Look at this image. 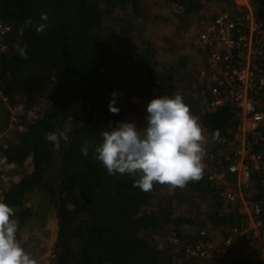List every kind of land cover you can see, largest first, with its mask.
I'll return each instance as SVG.
<instances>
[{
    "label": "trees",
    "instance_id": "16d2710c",
    "mask_svg": "<svg viewBox=\"0 0 264 264\" xmlns=\"http://www.w3.org/2000/svg\"><path fill=\"white\" fill-rule=\"evenodd\" d=\"M140 1L0 0V20L11 28L6 35L9 49L0 59L1 91L10 102L22 101L28 108H36L41 99L46 100L35 119L21 121L24 129L18 131L15 142L0 148V155L10 166L22 168L17 180L0 195V202L13 207L20 242L21 227L31 216L30 207L26 205L29 196L40 193L54 198L57 230L53 264H199L182 254L167 255V249L157 247L154 233L165 229L168 223L178 227L183 220L191 222L179 215L172 217L175 201L182 203L190 194L218 197L222 191L208 179V172L203 170L199 181H189L174 192L169 191L168 185L162 188L158 183H154L152 191L144 192L133 186L136 177L109 175L103 164L94 158L95 146L102 141L100 131L107 130L109 124L115 126L125 117L116 74L108 67L120 53L109 44L104 29L105 13L110 6L118 8L117 33L113 34L116 38L138 36L143 24L135 20L144 14ZM167 1L179 7L183 14L197 12L210 1L231 5V0ZM254 3L262 5L264 0ZM41 13L48 14L47 21H41ZM132 17L137 18L132 20ZM29 19L33 23L26 27ZM41 22L48 27L38 33L34 25ZM17 45H27V59L19 55ZM141 47L145 50L151 45L147 42ZM164 65V69L174 68L172 62ZM152 70L147 68L144 87L150 89L152 95H162L171 84L170 73L161 70L154 76ZM137 72L132 71L136 84L143 82ZM114 92L118 94L116 97L112 96ZM113 99L118 114L109 110ZM72 105L80 106L79 115L71 126L68 141L57 149L46 137L49 133L65 131ZM202 107L193 115L206 129L213 146L209 150L214 153L219 149L216 139L226 135L238 121L230 106L209 110ZM6 118L9 120L8 112ZM217 131L219 135L213 139ZM84 146L88 147L87 156L81 152ZM57 150L60 152L58 161ZM261 151L258 146L254 149V152ZM218 158L224 161L222 156L216 155ZM26 165L29 170H23ZM225 174L228 182L236 178L235 174ZM263 177V169L253 170L250 176V187L255 191L252 199L260 203L264 202ZM221 196L226 199L223 193ZM230 215L213 213L209 217L212 225L219 227L220 235L226 236L227 230L236 223ZM167 233L184 239L195 236V233H182L178 228ZM169 248L171 250V246Z\"/></svg>",
    "mask_w": 264,
    "mask_h": 264
},
{
    "label": "built area",
    "instance_id": "2783aa9c",
    "mask_svg": "<svg viewBox=\"0 0 264 264\" xmlns=\"http://www.w3.org/2000/svg\"><path fill=\"white\" fill-rule=\"evenodd\" d=\"M250 7L224 10L197 24L198 41L206 49L201 76L210 83L211 98L205 107L230 106L238 121L216 139L219 149L214 153L204 143V170L212 183L223 182L221 193L236 203L237 218L219 241L200 229L194 238L171 235L169 242L175 253L210 264H264V202L252 199L255 191L250 187L252 171H264V6ZM10 30L0 20V59L9 49L6 35ZM0 104L10 120L18 119L21 113L28 120L39 115L22 101L10 102L1 88ZM5 134L0 133V137ZM256 146L262 149L260 153L254 152ZM5 147L7 143L0 141V148ZM226 172L236 178L228 182ZM261 185L264 189V177Z\"/></svg>",
    "mask_w": 264,
    "mask_h": 264
},
{
    "label": "rangeland",
    "instance_id": "374dc122",
    "mask_svg": "<svg viewBox=\"0 0 264 264\" xmlns=\"http://www.w3.org/2000/svg\"><path fill=\"white\" fill-rule=\"evenodd\" d=\"M254 1L231 0V5H227L224 2L218 3L210 1L209 3H204L205 5L197 12L183 14L179 10V7L167 0H141L140 4L144 9V14L139 16V18L132 17L131 19L137 18L135 21L139 24L142 23L143 29H139L138 36L133 35L130 36V38H116L113 35L117 33L115 15L119 11L118 8H114L117 6H110L109 10L105 13L104 29L108 34L109 44L112 49L120 54L118 59L109 64L108 67L116 74L122 98L125 97L128 99V92H130V90L127 87L130 83L134 84L136 82V79L131 77L132 71L136 70L135 68L142 67L145 69V72H147V68L151 67L153 69V75L155 76L162 69L160 65H162L164 69L166 66L164 63L172 62L174 65L172 70H169V68L164 69V72L168 71L170 73L168 81L171 84L163 95L171 97L175 94H180L184 102L189 106L190 112L195 115L198 114L201 107L203 106L202 108H204L206 106L211 95L209 79L201 76L206 62V49L204 45L198 41L196 33L197 24L200 21L216 16L224 10L234 9L240 11L245 7H250V5L255 9L264 6V4H255ZM256 5L259 6L256 7ZM110 33L112 34L110 35ZM147 42L150 43L151 48L144 50L141 46H145ZM155 47L161 49L163 57L160 59L155 52V50H157ZM137 50L144 51L137 54ZM134 57L138 58L135 59V61L130 60V58L133 59ZM45 104L46 100L41 99L37 107L33 108V110L36 112H38V110L42 111ZM140 109L138 114L134 116L129 114V118H131L129 121L135 124L138 123L142 126V111L144 108H142L141 111ZM6 111L7 110H4L2 105H0V133H6L0 137V141L9 145L15 142L18 131L24 129L21 125V121L26 119V116L21 113L18 119L8 120V118H6V113L8 111ZM79 111V105H72L68 110L66 117V125H68V127H66L63 132L67 136L71 131V126L76 120V117L79 115ZM203 135L205 136V144L212 149L213 146L210 137L204 130ZM64 142L65 141L61 139L60 144L63 145ZM59 158L60 152L57 150L56 161H58ZM23 170H29V166L26 165ZM21 171L22 168L10 166L0 155V195L11 183L17 180ZM216 183L217 184L214 186L222 188L221 183L223 182L219 181ZM163 187L164 185H162V188ZM53 200L54 198L45 194L37 193L30 195L26 203V205L30 207L31 216L25 220L21 227L20 244L37 260V264H53V250L57 230V219ZM235 205V202H229L227 199H224L221 196V192L218 197L213 198H209L208 196L202 197L198 194H190L182 203H176L175 201L172 205L174 211L172 217L179 215L183 217L182 219H190L191 222L183 220L178 227L175 226L174 223H168L165 229H160L158 233H154L157 247L161 250H163V248L167 249V255L174 252L172 247L171 250L169 248V246H171L169 242L170 236L167 235V231L174 228H178L180 232L188 233V235L196 234L200 229H206L208 235H213L215 240L219 241L221 239L218 233L219 230H217L219 227L212 225L209 221V217L213 213H218L219 216L231 213L229 217L236 221L237 208H235ZM222 226L225 228L224 225ZM188 238L189 237L186 239ZM193 262H199V264H203V262L209 263V261L201 259H193Z\"/></svg>",
    "mask_w": 264,
    "mask_h": 264
},
{
    "label": "clouds",
    "instance_id": "9594fccd",
    "mask_svg": "<svg viewBox=\"0 0 264 264\" xmlns=\"http://www.w3.org/2000/svg\"><path fill=\"white\" fill-rule=\"evenodd\" d=\"M48 14L41 13V21H47ZM32 20L25 26L32 25ZM42 33L48 25H34ZM20 56L27 59V45H17ZM118 94L113 93L116 97ZM115 100L109 103V110L118 114ZM146 126L137 128L135 123L121 121L115 126L109 124L101 130V143L95 146L94 158L101 162L109 175L117 173L136 177L134 187L150 192L154 183L168 185L169 191L184 188L189 181H199L203 176V160L207 155L205 136L198 118L190 112L189 106L180 94L161 95L152 99L146 108ZM218 131L213 139L218 137ZM46 139L59 149L61 139L69 137L64 133H49ZM88 155V147L81 148ZM13 207L0 202V264H37V260L25 250L17 239L18 221Z\"/></svg>",
    "mask_w": 264,
    "mask_h": 264
},
{
    "label": "crops",
    "instance_id": "0c3cea01",
    "mask_svg": "<svg viewBox=\"0 0 264 264\" xmlns=\"http://www.w3.org/2000/svg\"><path fill=\"white\" fill-rule=\"evenodd\" d=\"M157 50H159L157 52L159 59L161 57H163L162 53H161V49H158L159 47H155ZM158 59V60H159ZM160 67L162 68L161 70L164 71L163 66L160 65ZM138 72H137V76L139 77V79H142L143 82L137 81L136 83H130L129 86L127 87L130 92H128V99L123 97L124 100V108H125V117L122 121H126V122H131L129 121L131 118H129V114L130 115H135L138 114L139 109L144 108L143 112V125L140 126L138 123L136 124L137 128L142 129L146 126V116H147V112H146V108L148 103L153 99V95H155L153 93V95L151 94V90L150 89H146L144 87V84L147 83L146 81V73L145 69H143L142 67H138L135 68ZM158 74V73H157ZM131 77H133V74L131 73ZM128 84V83H125ZM163 95V94H162ZM157 98V96H161V95H155ZM142 100V103H141ZM134 102V103H133ZM140 109V111H141ZM128 118V119H127ZM201 127L203 128L204 131H206V129L201 125Z\"/></svg>",
    "mask_w": 264,
    "mask_h": 264
}]
</instances>
